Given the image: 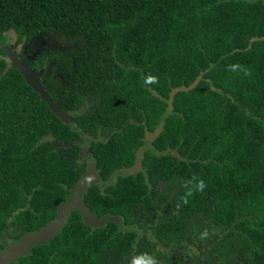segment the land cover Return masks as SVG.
Here are the masks:
<instances>
[{
	"label": "trees",
	"instance_id": "obj_1",
	"mask_svg": "<svg viewBox=\"0 0 264 264\" xmlns=\"http://www.w3.org/2000/svg\"><path fill=\"white\" fill-rule=\"evenodd\" d=\"M11 31L73 40L62 65L21 58L44 68L52 103L7 58L2 46ZM4 40L0 179L70 184L79 174L55 144L75 132L59 111L92 102L84 116L100 119L87 129L118 113L153 128L171 89L197 80L174 94L162 133L183 140L180 152L202 153L189 196L209 197L225 214L234 256L239 247L241 259L264 264V0H0ZM187 141L198 146L184 150Z\"/></svg>",
	"mask_w": 264,
	"mask_h": 264
},
{
	"label": "flooded vegetation",
	"instance_id": "obj_2",
	"mask_svg": "<svg viewBox=\"0 0 264 264\" xmlns=\"http://www.w3.org/2000/svg\"><path fill=\"white\" fill-rule=\"evenodd\" d=\"M35 38H41L36 50L29 51L34 38L17 36L9 46L21 45L20 58L38 59L49 67L62 65L60 55L74 49L73 40L64 35ZM46 48L60 54L40 57L38 52ZM92 106L81 102L62 109L75 135L55 146L62 148L61 161L79 174L77 180L66 184L0 179V253L55 219L60 205L87 175L92 180L83 193L84 203L104 223L88 224L81 210L74 209L60 232L34 243L9 264H257L241 259L239 247L234 256V247L227 243V234L234 230L212 199L189 196L202 153H182L183 140L178 143L175 134L163 135L168 114L162 113L153 128L145 119L118 113L87 129L86 122L100 119L85 118ZM191 145L198 146L187 141L184 150Z\"/></svg>",
	"mask_w": 264,
	"mask_h": 264
},
{
	"label": "water",
	"instance_id": "obj_3",
	"mask_svg": "<svg viewBox=\"0 0 264 264\" xmlns=\"http://www.w3.org/2000/svg\"><path fill=\"white\" fill-rule=\"evenodd\" d=\"M10 52V51H9ZM10 59L12 64L19 68L22 74L25 76L27 82L38 92H40L42 98L48 100L52 103V98L48 91L44 88V85L41 82V76L44 72V68L40 70H36L30 64L24 62L19 57L16 51L10 52ZM197 80L194 81L190 86H178L174 87L171 90L170 97L168 103L171 104L174 94L178 90H187L191 87L195 86ZM54 106V105H53ZM55 107V106H54ZM171 105L168 110L164 113L166 116L171 111ZM60 117L64 120L65 123L74 125L70 120L69 114L64 113V111H59ZM91 177L84 176L82 180L77 184V187L73 190L72 196L62 203L59 208L58 215L55 219L51 220L47 225L41 228L38 231L32 232L24 236L20 239L16 244L9 245L6 250L0 253V264H9L11 261L16 260L17 257L21 254L28 253L32 245L36 242L48 241L51 239L57 232H60L62 227L66 224L70 213L74 209H80L84 220L88 224L92 225H102L104 223L103 220H99L93 211H91L83 200V193L87 187L91 183Z\"/></svg>",
	"mask_w": 264,
	"mask_h": 264
},
{
	"label": "rangeland",
	"instance_id": "obj_4",
	"mask_svg": "<svg viewBox=\"0 0 264 264\" xmlns=\"http://www.w3.org/2000/svg\"><path fill=\"white\" fill-rule=\"evenodd\" d=\"M7 36H9L7 38V42L5 43V40L4 41H0V46H2L5 43V46H7L8 51H10V52L16 51L18 53V55H19V52H18L17 48L19 47V50H20V48H22L21 45H18L14 49H11L12 46L10 47L9 44H8L9 42L11 43V42H15L16 41L17 34H15V32H13V31H11V32L7 33ZM33 41H34V45L31 48H29V51L36 50L37 47H39V45L41 43V38H34ZM2 47H4V46H2ZM9 57H10V54H9Z\"/></svg>",
	"mask_w": 264,
	"mask_h": 264
}]
</instances>
